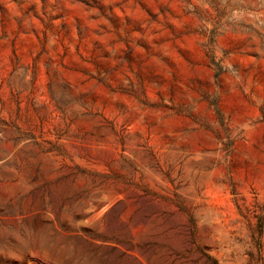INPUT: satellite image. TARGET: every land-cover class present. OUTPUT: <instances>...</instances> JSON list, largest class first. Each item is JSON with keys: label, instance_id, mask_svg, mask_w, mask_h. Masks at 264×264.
Masks as SVG:
<instances>
[{"label": "rangeland", "instance_id": "374dc122", "mask_svg": "<svg viewBox=\"0 0 264 264\" xmlns=\"http://www.w3.org/2000/svg\"><path fill=\"white\" fill-rule=\"evenodd\" d=\"M0 264H264V0H0Z\"/></svg>", "mask_w": 264, "mask_h": 264}]
</instances>
